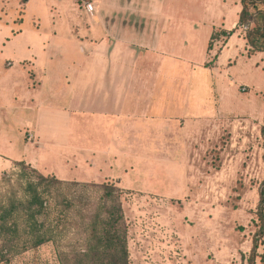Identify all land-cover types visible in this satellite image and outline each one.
<instances>
[{"label":"rangeland","instance_id":"obj_1","mask_svg":"<svg viewBox=\"0 0 264 264\" xmlns=\"http://www.w3.org/2000/svg\"><path fill=\"white\" fill-rule=\"evenodd\" d=\"M23 1L0 0V181L5 173L18 170L16 161L6 162L4 156L21 160L24 139L31 138L29 132L23 134L26 120L33 116L24 104L35 98L40 82L31 65L21 61L38 57L44 62L46 57L26 44L49 38L50 15H75L65 12L71 9L68 0H60L61 13L47 9L55 0H32L29 10ZM172 2L169 10L187 21L178 23L173 33L176 44L171 50L177 56L162 57L166 64L178 65L157 80L168 100L163 130L138 137L141 145L137 142V152L128 159H109L100 168L101 178L83 177L76 164L70 177L36 169L67 182L108 183L122 189L120 225L127 264H247L256 230L258 186L264 177V52H249L248 25L238 26L240 0ZM85 6L88 12L94 9ZM77 12L86 15L83 9ZM223 26L231 27L230 34L215 38L206 52L208 30L221 33ZM166 27L170 34L171 26ZM185 48L189 50L182 55ZM14 61L21 63L12 67ZM47 66L55 71L58 67L55 60ZM74 79L72 71L67 72V80ZM44 92L49 99L47 87ZM57 104L64 105V99ZM95 123L94 117L86 119L89 135L81 141L104 148L110 137L96 133L100 128ZM63 219L68 220L66 227H53L59 232L55 241L14 255L9 264H97L87 257L74 261L88 246L90 231L74 224L80 222L75 210L65 212Z\"/></svg>","mask_w":264,"mask_h":264},{"label":"crops","instance_id":"obj_2","mask_svg":"<svg viewBox=\"0 0 264 264\" xmlns=\"http://www.w3.org/2000/svg\"><path fill=\"white\" fill-rule=\"evenodd\" d=\"M68 1L71 9L66 8L65 12L75 15L70 19L50 15L53 28L49 38L26 44L28 50H42L40 55L46 57L44 62L38 57L21 61L31 65L40 82L35 98L24 104L33 116L26 120L23 134L27 131L31 138L24 139L21 160L4 157L6 162L25 161L35 169H46L60 177H70L76 164L83 177L97 179L101 166L109 159L119 162L137 152V142H141L138 137L163 130V105L168 100L163 86H159L163 83L157 80L163 78L164 70L178 67L166 64L162 57L177 56L171 50L176 44L173 33L178 29L176 25L187 19L177 15L175 9L169 10L174 7L172 0ZM31 3L27 0L25 9L29 10ZM86 3L93 6L92 12L87 11ZM52 4H47L50 13L51 7L55 11L62 7L60 0ZM82 9L86 13L83 18L77 12ZM30 18L40 21L33 15ZM167 25L171 26L170 34H166ZM212 32L213 28L207 34L211 36ZM229 39L234 40L232 36ZM188 50L183 49L182 55ZM53 60L58 65L56 71L47 66ZM21 62L14 61L12 67ZM71 71L75 79L68 81L67 72ZM46 87L49 99H44ZM56 88H61L57 95ZM61 98L64 105L57 104ZM92 117L100 128L95 132L110 137L104 148H93L81 141V136L89 135L84 130L85 121Z\"/></svg>","mask_w":264,"mask_h":264},{"label":"trees","instance_id":"obj_3","mask_svg":"<svg viewBox=\"0 0 264 264\" xmlns=\"http://www.w3.org/2000/svg\"><path fill=\"white\" fill-rule=\"evenodd\" d=\"M240 4L238 26L248 25L249 52H264V0H240ZM221 30L212 32L207 50L215 38L230 34ZM261 134L264 160V124ZM15 166L18 170L5 173L0 181V264H9L14 255L55 241L59 232L53 227H64L68 210H75L80 219L74 224L90 231L88 246L78 252L74 261L87 257L89 263H128L125 230L120 225L122 189L108 183L63 181L53 174L40 173L25 161ZM258 196L256 230L247 264H264V177Z\"/></svg>","mask_w":264,"mask_h":264},{"label":"built area","instance_id":"obj_4","mask_svg":"<svg viewBox=\"0 0 264 264\" xmlns=\"http://www.w3.org/2000/svg\"><path fill=\"white\" fill-rule=\"evenodd\" d=\"M88 7L92 9V5H91L90 3H88ZM243 27H244V28H247L246 25H243ZM30 137H31V135H30Z\"/></svg>","mask_w":264,"mask_h":264}]
</instances>
